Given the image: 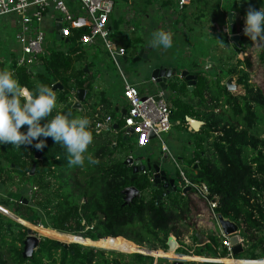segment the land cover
<instances>
[{"label":"trees","instance_id":"obj_1","mask_svg":"<svg viewBox=\"0 0 264 264\" xmlns=\"http://www.w3.org/2000/svg\"><path fill=\"white\" fill-rule=\"evenodd\" d=\"M186 18L185 15L184 21ZM121 23L122 17L119 22L115 19L113 30L117 31ZM89 33V28L74 30V36L66 43L68 55L65 51L50 50L44 67L37 73L31 74L13 61L10 62L12 73L21 86L29 89L38 84L48 85L57 95L61 113L81 116L80 111L73 108L71 94L78 89H86L89 99L93 76L87 51L81 45L76 46L75 39ZM245 40L249 44L253 42L249 38ZM245 51L246 46L237 50L235 55ZM260 63L264 64V45L258 56L252 50L243 62L227 71L192 73L197 76L192 97H189L185 81L175 80L168 85L175 94L174 98H168L173 125L181 131H189L188 119L204 123L192 136V157L183 160L188 168L186 174L192 182L206 184L211 197H218L217 213L239 226V236L245 239L246 246L243 254L235 257L236 260L264 259V69ZM255 72L258 89L250 84V75ZM230 77H237L238 84L245 90L244 96H234L227 91L222 83ZM194 99L198 102L194 103ZM113 114L112 119L114 111ZM86 117L91 122L90 130L94 137L89 152L99 160V164L90 165L86 161L82 168L69 166L65 149L56 145L52 138L47 139L43 151L2 145L0 188L17 179L24 185H31L35 191L31 198L26 197L27 187L21 192H11L8 202L1 201L0 207L29 225L53 230L54 235L66 240L82 237L99 241L96 244L114 240L133 249L147 247L167 251L169 239L174 237L184 246V237L196 227L197 218L207 211V202L189 190L159 199L164 191L153 188L152 175H135L132 166L114 157L118 149L126 151L136 146V141L131 144L130 138L125 141L122 137L124 121H117L119 131L114 140L109 132L97 133L96 118ZM38 154L42 155L40 159ZM34 165L36 168L32 174ZM70 172H75L76 177ZM130 187L137 188L141 196L127 205L122 192ZM12 223L11 219L0 214V264H57V255H60L61 264L124 263L108 258L105 250L79 244L64 247L53 237L43 238L33 258L25 259L23 247L27 229L13 223L23 231L15 235ZM9 225L11 229H8ZM3 232L14 236L12 241L5 239ZM192 239L195 243L198 241L195 235ZM221 245V239L212 232L192 252L184 246L185 249L176 253L227 259V252L221 251ZM131 257L133 259L126 264H153L152 258L140 254Z\"/></svg>","mask_w":264,"mask_h":264},{"label":"built area","instance_id":"obj_2","mask_svg":"<svg viewBox=\"0 0 264 264\" xmlns=\"http://www.w3.org/2000/svg\"><path fill=\"white\" fill-rule=\"evenodd\" d=\"M169 2V12L173 20H177V25L182 27L183 32H186L178 13L180 15L183 14L186 8L191 5L192 0H169ZM115 6L116 0H0V19H3L6 25L16 31L15 39L18 48L12 51L13 59L11 62H15L18 67H25L32 74L37 73L38 70L44 67L45 58L48 57L50 50L65 51L67 53L69 50L67 47L66 49L54 47L47 39V34L55 32L56 26L60 25L61 28L58 32L62 38L60 41L64 43H68L70 38L74 36V30L89 28V34L75 39L76 46L81 45L83 48L103 47L109 58L120 70V60L128 57V50L121 42L112 39L114 30L111 25V19ZM165 14L167 15L168 12H165ZM127 20V31L136 32L137 30L133 25L136 16H131ZM164 21L160 30L170 33L174 41V32L177 31L175 26H173L174 23L169 25V19L166 16ZM54 25L55 28L53 29ZM244 27L245 25L238 27L234 32V36L244 35ZM227 34H230V30L227 31ZM209 68L211 69V67ZM120 74L124 85V103L126 106V115L123 117L125 125L122 129V137L128 139L133 136L138 148H145L156 139L161 141L162 151L166 152L168 157L171 158L176 173L180 178V180L178 178L177 184L178 192L181 190V193L184 194L185 190L190 188L189 191H194L199 199L207 202L209 218L219 230V235H217L221 239V251L227 252V258L235 259L230 236L224 234L219 224V214L216 211L219 207L218 197H211V192L206 184L194 183L186 176V172L181 167L180 162L171 156L169 149L162 140V136L170 133L173 127L171 103L167 97L166 90L157 88L155 91H150L149 94H142L136 85L131 84L127 80L126 75L121 70ZM152 82L156 84V80L153 78ZM72 95L75 97L76 92H72ZM115 124L111 117H107L104 121L97 123L96 129L98 133L104 130L113 131ZM128 129H132L134 134H130ZM152 134L155 135V139H152ZM130 158L135 159L134 156H130L128 159ZM142 174L148 175L145 172ZM150 179L153 183L152 176ZM175 242L178 248L185 249V243L184 246H181L178 241ZM240 243L245 249L246 241L241 236ZM144 249L148 248L145 247ZM140 255L152 258L153 264H157L164 259L154 258L146 254ZM175 261L177 260H171L172 263ZM182 262L186 264H222L196 260Z\"/></svg>","mask_w":264,"mask_h":264},{"label":"crops","instance_id":"obj_3","mask_svg":"<svg viewBox=\"0 0 264 264\" xmlns=\"http://www.w3.org/2000/svg\"><path fill=\"white\" fill-rule=\"evenodd\" d=\"M122 1H125L126 6H123L121 9L120 7H118V5H117L118 1H117L116 6H115V10L113 12V16L111 19V25L114 26V22H115L114 15L118 16L117 18H121L122 17L121 14L125 13L124 17H122V23L120 24V28L117 31L113 32L112 37L113 36L117 37L116 39H113V40H115L117 42H121V44L125 48H127V50H129L130 48L136 49L134 52V53H136L134 55L135 56L134 59H136L139 56V53L142 49H145V54H147L148 60H149V53L147 52L148 49H146L144 47V39L149 34H143L141 37H137V35L131 34L132 32L127 31V29H128V24H127L128 20L127 19L131 16L132 17L136 16V18L142 19V26L144 28H147L150 26V24L153 21L152 20L153 13L150 14L147 12V10L142 9L141 7H136V4L134 5V2L136 0H134L132 2H131V0H122ZM262 1L264 2V0H262ZM156 2H157L156 3V10H158V12H159L158 14L168 12L167 19H169V21H172L171 23H174L175 26H178L177 20H175V19L173 20V17L171 16V14L169 12V5H170L169 0H156ZM242 2H243V4H246V2H244V0H209V1L208 0H192L191 5L186 8L187 21H185V23L188 24L189 28L186 26L187 28L185 29L184 28L185 26H183V28L185 29L186 32H183L182 28L176 29L177 31L174 32L175 41L173 42V46L170 49L166 50L167 55L165 56V58H168L167 56H169L171 54H178V53L186 56V58L189 59V67L192 68V70L188 69V67L185 69L188 71L190 70V73H194L195 71H197V66H198V63H196L197 61L195 62V58L201 59L202 61H205L208 57L211 58L212 57L211 52L215 51L216 46L218 45L216 39H210L211 36L207 37L208 33H211L210 35H212V33H213L212 31L214 29L221 31L219 34L220 36L225 35L229 38L230 43L228 45H226L227 47H230L229 50L230 49H236V52H237V50H240L246 46L247 51H245L244 54H238V55L234 54V58H233V59H235L234 66H237L239 64V62H243L245 60V56L247 54H249V52H251L252 50L254 51V54L256 56H258V54H260L261 47L264 44L255 43V46H254L251 43L252 44L251 45V44L247 43V41L245 40V38H248L247 36L240 35V36L236 37V36H234V32H232V29H231V23H230V18H229L230 14H232V21H233V24L235 26V30L238 27L245 25V17H246L247 10H246V8H244V10H243V8H241ZM149 4H151V3L149 2ZM123 9H124V12H121ZM258 9H260V8H258ZM163 10H165V11H163ZM212 11H215L216 17L220 18V21L218 19V24L213 23L212 18H214V17H213ZM190 15L193 16L197 20L196 21L197 24L200 23L201 26L204 27V30L206 31L205 32L206 37L201 38V36L199 35L200 33L194 29L195 26L193 24H195L194 23L195 21L194 20H192V22L190 21V17H189ZM116 21L119 22V19H116ZM207 21H208V23H207ZM203 22H206V23H203ZM219 24H221L222 26L220 27ZM160 26H161V24H160ZM160 26L158 25V30H159ZM199 27H200V25H199ZM207 30H209V31H207ZM228 30H230V34H227ZM155 31H157V30L155 29ZM115 32H118V34H114ZM133 33H136V32H133ZM233 37H236V38L234 39ZM176 38L179 40L178 44L176 43ZM189 38L192 39V45L189 42ZM243 38H244V45L242 47ZM225 44H226V42H225ZM198 45H202V46H198ZM247 45H249V46H247ZM98 48H103V47L95 46L93 48H85V49L86 50H88V49L97 50ZM150 51H151V49H150ZM216 54H217V52H216ZM211 59L214 60L213 57ZM128 61H129V56H128L127 62ZM167 61H168L169 66L164 67V68H174L175 67V65H173V62H174L173 60L167 59ZM84 63L85 62H83V64ZM88 64H91V67H92L95 64V61L91 58V59H89ZM85 67H86L85 69L87 70V66H85ZM209 67H211V69ZM217 67L218 66L215 62L207 60L202 72L207 73L208 71L210 72L212 70V72H210L209 74H213L214 70H216L215 72L220 71V69ZM242 68H243V66H240V69H242ZM255 75H256V72L253 73L252 75H250V78H254ZM91 76H93L92 72H91ZM106 77H107V75H106ZM106 77L104 76V79L100 80L98 82V85L96 83V86H98V87L95 88L94 85H95L96 78L93 76L91 95H90L89 99H87L85 101V103H83V108L85 110L83 108L79 110V111H82V110L86 111L88 113L86 115L90 116V118L91 117L96 118V125L98 122L104 121L107 117L112 118L113 116L110 113L111 110L114 111L115 114L116 113H117V115L119 114L121 117V120H123V117H124L123 113L126 112V106L124 103V85L121 83V88L123 89L122 98H118V96L115 97L116 99H118V102L113 103L114 97H104V91L107 89V86L108 85H109L108 87L112 86L111 79L107 78V80H108L107 81ZM234 78L236 80V83L238 84L237 77H234ZM105 81H106L107 85H105ZM128 81L130 82V80H128ZM225 82H226V79L223 81L222 84H225ZM169 83H171V82H169ZM132 84L139 86V90H141L143 92V89H142V86L144 85L143 83L137 84V83L133 82ZM155 85H157V84H155ZM56 86H58V85H56ZM154 88L155 89H150V90L155 91V90H157L158 87H154ZM167 89H168V87H167ZM77 91H75L76 92V95H75L76 98L74 97V95L71 94V96H72L71 101L73 103L77 102V100H78L77 99ZM193 91H194V89H193ZM193 91H190V92H193ZM166 92H167V90H166ZM233 95L234 96H244L245 90H244L243 86H241V93L240 94H233ZM197 102H198V100L194 99V103H197ZM114 118H113V120L117 124L118 122ZM198 122H200V121H198ZM95 129H96V127H95ZM113 129H114L113 131L104 130L102 132L111 133V135L114 137V140H115V137L117 135V132L119 131V128L118 129L113 128ZM193 131L198 132V131L194 130L192 127L190 128V131L182 132L184 136L181 137L182 139H180V142L177 144L178 147L176 145H175V147H171V146H168L165 144L166 147L169 149L171 156L174 157L176 160H178V162L179 161L183 162V160H187V159L192 157V153L194 151L193 141H189L188 140L189 138H186L185 136H187L188 132L191 134L190 137L194 136ZM102 132H100V133H102ZM97 133H98V131H97ZM100 133H98V134H100ZM168 134H170V133H168ZM123 139L126 141V138H123ZM138 149L140 150V152L141 151L143 152L144 149H146V151L150 150V148L148 146L145 148H138ZM162 150L163 149H162V145H161L160 151L162 152V154H160L159 152H157L156 154H160L161 156H165V158L168 159V163L170 162L173 165L171 158H169L168 154ZM149 154L150 153H147L146 157H144V158L147 159L149 157ZM116 155L118 156L119 160H121V158H120L121 156H124V159L122 158V160H125V161L130 156H133L131 154H128L126 156V152L122 151L121 148L115 152L114 157ZM142 156L143 155H140L141 158H142ZM137 158H139V157H137ZM177 184H178V182H177ZM153 188H154V186H153ZM155 190H158V189H155ZM161 191H164V190H161ZM164 193H165V191H164ZM212 232L213 233L215 232L216 234L219 235L218 228L216 227L215 223L209 218V213L207 211H205L203 214H201L197 218L196 227H193L190 230V232L188 233V235H186L184 237L183 241L185 243V246L188 247L189 249H194V247L197 246V244L200 245L202 243V240L204 241L207 238V235L209 233H212ZM198 234L202 235L201 242L199 241V239L197 237ZM193 235H195L196 238L198 239V241L196 242L197 244L192 239ZM172 238L175 239L174 237H172ZM175 241H177V240L175 239ZM179 249H182V248L177 247L176 252ZM138 250H142L143 253L148 255V256H150L151 251H157V250H144V249H133V248H131V251H134V252H136ZM157 252H161L164 256L156 257V258L167 259L166 253L169 252L168 249H167V251L160 250ZM191 256L198 258V259H203V260L204 259L212 260V261L217 260L218 263H222V264H224L223 260H232V261H235L236 264H245V263L257 264L259 261H264V259L253 261V260H245V259L236 260V259H232V258H227V259L202 258V257H198V256L183 255V254H177V253L173 254L172 257H170V258L172 260H177V261L182 262V261H184V260H182L183 258L191 257ZM207 256L208 255H206L205 257H207ZM170 258H168V259H170ZM190 261H194V260H190ZM217 261H214V262H217ZM186 262H188V261H186Z\"/></svg>","mask_w":264,"mask_h":264},{"label":"rangeland","instance_id":"obj_4","mask_svg":"<svg viewBox=\"0 0 264 264\" xmlns=\"http://www.w3.org/2000/svg\"><path fill=\"white\" fill-rule=\"evenodd\" d=\"M117 1H118L117 5L121 9L123 6H126L125 1L116 0V2ZM131 2H132V0H131ZM149 2L151 4H149ZM156 3H157L156 0H136L134 2V5L136 4V7H141L142 9L147 10V12L150 14L153 13V15H152L153 21L150 24V26L147 28H144L142 26V19L136 18V21L134 22L133 25L135 26L137 31H136V33H131V34L137 35V37H141L143 34H149L144 39V47L146 49H148L147 52L149 53L148 62L140 61V62L134 63L133 59L135 57L134 55L136 54V53H134L136 49H131V48L128 50L129 61L126 62L123 58L120 60V68H121L120 70L126 75L127 79L130 80L131 84L133 82H135L137 84H139V83L144 84L142 86L143 92L140 90L142 94H149L151 91L150 89H155L154 87L159 88L158 85H155L152 82V75H153L154 69L169 66L167 59L174 61L173 62V65H175L174 68L179 70L178 71L179 74L181 71L186 70L185 68H187V67H188V69L192 70V68L189 67V59L186 58V56L178 53V54H171V55L168 54L171 58L169 56H167L168 58H165V56L167 55L166 50L156 49V48H153L151 46L152 33L155 32V29L158 30V25L159 26H160V24L162 25L165 22L164 21L165 16L167 17V15L165 13L158 14L159 12H158V10H156ZM249 7H252V8H255L256 10H259L258 8L264 7V2L262 0H248V2H246V4H243V2H242L241 8H243V10H244V8H246V10L248 11ZM121 12H124V9ZM212 12H213V17H214V18H212L213 23L218 24V19L220 21V18L216 17L215 11H212ZM186 14H187L186 11H184L183 14H181V15H180V13H178L180 21H182L183 26H185L184 27L185 29L187 27L189 28L188 24L185 23V21H187V18L184 21ZM121 15H122V17H124L125 13H123ZM117 17L118 16L114 15L115 19H119ZM189 17H190L191 22H192V20L195 21L194 22L195 24H193L195 26L194 29L200 33L199 35L201 36V38L206 37V34H205L206 31L204 30V27H202L200 23L197 24V22H196L197 20L193 16L190 15ZM170 23H171V21H169V25H170ZM203 23H206V22H203ZM207 23H208V21H207ZM199 25H200V27H199ZM173 26H175V24ZM219 26L221 27L222 25L219 24ZM51 28H52V26H51ZM54 28H55V25H54L53 29ZM181 28H182L181 26H175V29H181ZM159 30H160V28H159ZM169 30L171 31L170 27H169ZM207 31H209V30H207ZM212 32H213L212 35H210L211 33H208L207 37L211 36L210 39H216L217 44L219 46L217 45L215 51L211 52V56L213 57L214 60L211 59L212 57L211 58L208 57L205 61H202L201 59L195 58V62L197 61L196 63H198L197 71H199V72L203 71L205 63L207 60L215 62L218 66L217 68H219L220 70L227 71L231 67H234L235 59H233V58H234V54H236V49H230L229 50L230 47L226 46L230 43L229 38L225 35L220 36L219 35L221 32L220 30L214 29ZM114 34H118V32H115ZM15 37H16L15 29L6 25L3 21V19H0V71L7 70V71L12 72L11 65H10V62L13 59L12 51L16 50V48L18 47V44L16 42ZM116 38L117 37H115V36L112 37V39H116ZM47 39L54 45V47L66 49V47L68 46L66 43L58 40L56 38L55 34H51L50 32L47 34ZM174 41H175V38H174ZM189 42L192 45V39L191 38H189ZM225 42H226V44H225ZM176 43L177 44L179 43V40L177 38H176ZM247 43H249V42H247ZM252 44L255 46L254 42H252ZM198 46H202V45H198ZM247 46H249V45H247ZM150 49H151V51H150ZM86 51H87V56L89 59L95 58V64L91 67V72H92L93 76L96 78L95 85H94L95 88L98 87V86H96V83L98 85V82L100 80H103L104 76L106 77V75H107L106 80H107V78L108 79L110 78L111 82H112V86L111 87H108L109 85L107 86V89L104 91V97H114L113 103H117L118 99H116L115 97L118 96V98H122V96H123V89L121 88V83L123 84V82H122L123 80L121 78L119 67L109 58L108 53L103 48H98L97 50L88 49ZM216 52H217V54H216ZM260 65H261V68L264 69V64L260 63ZM80 66H84V65H80ZM190 70H189V72H190ZM215 71L216 70H214V72ZM210 72H212V70ZM210 72L208 71L207 73H210ZM257 79H258V76L255 75L254 78H251V82H250V84H252L256 89L259 88V85L257 83L258 82ZM175 80L183 81V80H180L179 78H176ZM171 82H173V81H171ZM105 85H107L106 81H105ZM137 87L139 88V86H137ZM167 97L168 98H174L175 94L170 89H168L167 90ZM189 97H192L191 92L189 93ZM186 100H189V98H187ZM84 110L80 111L81 116H88V115H86L88 113ZM110 113L113 114V111L111 110ZM114 117H115L116 121H118V120L121 121V117L119 114L117 115V113H116ZM182 132H185V131H181L180 129L176 128L175 124H174L172 127V130L170 131V134L163 135L162 140L168 146L175 147V145H176L178 147L177 144L180 142V139H182L181 137L184 136ZM190 135L191 134L188 132L187 136H185V137L189 138L188 139L189 141H192L193 137H190ZM134 142H135V138L133 136H131L130 137V143L133 144ZM161 145H162L161 141L156 139L150 144V146H148L150 148L149 151H146V149H144L143 152L142 151L140 152L138 147L134 146L133 149L125 151L126 156L128 154H131L135 157V159H137V157H140V155H143L142 157H146L147 153H150L149 155L156 154L157 152L162 154V152L160 151ZM1 146L2 145H0V147ZM127 146H130V144L127 143ZM115 158L118 159V156L116 155ZM120 158L122 160V158L124 159V156H121ZM179 162H180L183 170L187 173V170H188L187 164L184 161L183 162L179 161ZM173 165L169 162V166H170L171 170L173 172L175 170V172H176L175 166H173ZM8 172H10V169L8 170ZM70 174L72 176L76 177L75 172H70ZM176 175H177V173H176ZM186 176H187V174H186ZM179 180H180V178H179ZM54 182L55 181L53 180V183ZM25 187H27L29 190L28 195L25 194L26 197L31 198L34 191H35V189L32 188L31 185L30 186L24 185L22 182L18 181L17 179L7 183L4 186V188H0V202L1 201L8 202L7 198L11 192H21V191H23V189ZM179 192H181V190ZM0 212L2 213L3 216L11 219L14 224H17L19 222L18 221L19 218L16 217L15 214H13L11 211L7 210L6 208L0 207ZM13 223H12V225H13L12 231L14 232V234L19 235L20 233H23L21 228L17 225H14ZM18 224H20L21 226L23 225L22 227H24V228L26 226L25 222L18 223ZM37 232H36V234L40 235L39 232L38 233ZM2 234H5L4 235L5 239H7L9 241H12V239L14 237L11 234H7L6 232H3ZM42 235H44V234H42ZM48 237H50V235L47 236V238ZM43 238L46 239V237L41 236V240ZM60 239L65 241L67 238L66 239L60 238ZM68 241L70 242V244H79V245L85 246L84 244L77 242V240H68ZM85 247H87V246H85ZM96 250H101V249H96ZM146 250H148V249H146ZM193 250L194 249H192L191 252ZM157 251H160V250H157ZM188 251H190V250L188 249ZM106 252L108 253V255H107L108 258L118 259L120 261H124L123 264L129 263L133 259L131 257V255L139 254V253L142 254L141 252H138V251H136V252L130 251L128 253H122V252H117V251H106ZM110 254H114V255L112 256ZM120 255H124V257H120ZM234 257H237V256H234ZM244 257H246V255H244ZM56 258L58 259L57 264H61L60 255H57ZM202 258H204V257H202ZM165 260L170 261L172 259H165ZM165 260H163V262H166ZM197 261H201V260H197ZM44 264H45V262H44ZM234 264H236V263H234Z\"/></svg>","mask_w":264,"mask_h":264},{"label":"clouds","instance_id":"obj_5","mask_svg":"<svg viewBox=\"0 0 264 264\" xmlns=\"http://www.w3.org/2000/svg\"><path fill=\"white\" fill-rule=\"evenodd\" d=\"M244 35L254 44H264V7L259 10L249 7ZM151 46L170 49L173 37L157 30L152 33ZM58 109L57 95L48 85L38 84L29 89L20 85L14 73L0 71V145L43 151L47 139L52 138L65 149L69 166L82 168L86 161L90 165L99 164L89 152L94 139L90 120L86 116L74 117L71 112L61 113ZM24 126L27 127L22 131Z\"/></svg>","mask_w":264,"mask_h":264},{"label":"water","instance_id":"obj_6","mask_svg":"<svg viewBox=\"0 0 264 264\" xmlns=\"http://www.w3.org/2000/svg\"><path fill=\"white\" fill-rule=\"evenodd\" d=\"M229 18H230L232 32H235V26L232 21V14L229 15ZM60 28L61 26L57 25L55 32H50L51 34H55L58 40H62L58 32ZM233 38L235 39L236 37H233ZM66 42L68 41L66 40ZM127 59L128 57H126L124 60L127 62ZM140 61H145V62L148 61V56L147 54H145V49H142L139 53V56L133 60L134 63L140 62ZM178 71L179 70L176 68L174 69L164 68V67L156 68L153 72L152 78L156 80V84L159 85V87L163 90H167L169 82L174 81L176 78H179L180 80H183L187 83L190 91H193V89L197 85V76L190 73L187 70L181 71L180 74ZM225 86L227 88V91L231 94L241 93V86L236 83V80L234 77L228 78L225 82ZM87 95H88V91L86 89H79L77 91L78 100L77 102L74 103L73 108L78 109V110L82 109L83 103H85L87 99ZM123 114L125 116L126 112H124ZM188 122L190 126L196 131H199L201 127L203 126L202 122H198L194 119H188ZM114 128L118 129L119 125L115 124ZM128 132L130 134H134V131L132 129H128ZM155 138H156L155 135L152 134V139H155ZM41 156H42L41 154H38L37 158L40 159ZM125 164L128 166L129 165L132 166L133 174L135 175H139L144 172L152 175L154 188L165 191L163 196L160 197L159 199H162L163 197L167 195L178 192V187H177L178 178H177L176 172L174 169H173L174 172L171 170L169 163H168V159L165 158V156H161L160 154H153V155H149L147 159H145L144 157L142 158L139 157L137 159L130 158L125 161ZM35 168H36V165L32 167V174L34 173ZM188 190H190V188H188L185 191H188ZM122 193L125 195V204L127 205L130 204L133 200L138 199L141 195L139 190L135 187L127 188ZM25 202L27 203V200ZM218 219H219V224L224 234L226 236H230V242L232 245V252L234 256H239L243 254L244 248L242 247L240 243L239 226L230 220L224 219L221 215H219ZM25 228L27 229V237L24 241L23 257L25 259H32L35 252L38 250L40 246L41 236L36 234V232L33 231L32 229L27 228V227ZM8 229H10V225L8 226ZM197 237L199 241L201 242L202 235L198 234ZM57 242L63 245L64 247H67L70 245L64 242H60V241H57ZM87 247H91V246H87ZM168 247H169L168 248L169 252L175 253L177 250V244L172 237L169 239ZM163 260L165 259H162V261H159V263L157 264H186L185 262H180V261H175L172 263L171 260L170 261L165 260L166 262H163Z\"/></svg>","mask_w":264,"mask_h":264},{"label":"bare ground","instance_id":"obj_7","mask_svg":"<svg viewBox=\"0 0 264 264\" xmlns=\"http://www.w3.org/2000/svg\"><path fill=\"white\" fill-rule=\"evenodd\" d=\"M19 222L18 223H22V222H25L26 223V227L27 228H30V229H32L33 231H35V232H39V234L41 235V236H44V237H47V236H49L50 235V237H48V238H51V237H53L56 241H63V240H61L60 239V237H58V236H56V235H54V231L53 230H48V229H45V228H37V227H34V226H32V225H29L26 221H23L22 219H20L19 218V220H18ZM37 232V233H38ZM42 234H44V235H42ZM77 237V236H76ZM64 239V238H63ZM84 240V241H83ZM68 240H66L64 243H67V244H69L68 242H67ZM77 242H79V243H82V244H84L85 246H91V248L92 247H94L95 249H101V250H105V251H117V252H122V253H128V252H130L131 251V248L129 247V246H127V245H125V244H123V243H120V242H117V241H114V240H107V241H105L104 243H100V244H96V243H98L99 241H97V242H95V241H93V240H91V239H84V238H82V237H79V239H77ZM71 245V244H70ZM138 252H141V253H143V251L142 250H138ZM166 253V252H165ZM144 254V253H143ZM173 254H176V253H173V252H168V253H166V258L168 259V258H170V257H172V255ZM150 256H152V257H154V258H156V257H162V256H164L161 252H157V251H152V252H150ZM171 259V258H170ZM182 260H184V261H190V260H202V261H208V262H214V261H217V260H207V259H198V258H195V257H185V258H183ZM218 262V261H217ZM223 263L224 264H234V263H236L235 261H232V260H223ZM245 264H247V263H245ZM257 264H264V261H259Z\"/></svg>","mask_w":264,"mask_h":264},{"label":"flooded vegetation","instance_id":"obj_8","mask_svg":"<svg viewBox=\"0 0 264 264\" xmlns=\"http://www.w3.org/2000/svg\"><path fill=\"white\" fill-rule=\"evenodd\" d=\"M54 239V238H53ZM55 240V239H54ZM66 241V240H65ZM65 241H61V242H65ZM69 244H70V242L69 241H67ZM145 264H148V263H145Z\"/></svg>","mask_w":264,"mask_h":264}]
</instances>
